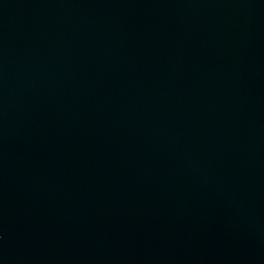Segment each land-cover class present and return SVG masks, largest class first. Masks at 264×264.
Returning <instances> with one entry per match:
<instances>
[{
  "label": "water",
  "instance_id": "95a60500",
  "mask_svg": "<svg viewBox=\"0 0 264 264\" xmlns=\"http://www.w3.org/2000/svg\"><path fill=\"white\" fill-rule=\"evenodd\" d=\"M0 264H264V0H0Z\"/></svg>",
  "mask_w": 264,
  "mask_h": 264
}]
</instances>
